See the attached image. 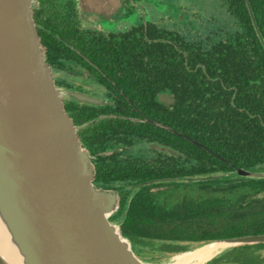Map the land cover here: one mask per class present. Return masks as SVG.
I'll use <instances>...</instances> for the list:
<instances>
[{"label":"trees","instance_id":"trees-1","mask_svg":"<svg viewBox=\"0 0 264 264\" xmlns=\"http://www.w3.org/2000/svg\"><path fill=\"white\" fill-rule=\"evenodd\" d=\"M217 2L227 8L236 24L226 38L212 41L201 52L206 56L205 67L194 70L193 62L187 65L183 58L162 61L154 45L144 52L149 56L146 65L160 71L164 79L182 76L185 86L144 80L142 61L124 64L126 84L119 94H128L148 116L175 132L149 121L119 117L108 120L112 128L89 126L91 137L93 133L101 136V145L115 136L117 142L129 146L137 141L162 146V150L148 146L137 154L126 151L129 158L122 167L121 162L95 167L99 179L114 177L123 182L122 206L110 220L120 224L135 252L147 261L158 262L161 255L181 253L223 237L264 233V177L234 173L235 166L264 172V46L246 0ZM250 3L264 37V0ZM39 31L46 60L53 68L89 66L83 58L87 49L83 40H65L69 34L64 31L57 35L43 28ZM93 59L103 67L108 56L101 47ZM161 90L175 95L174 105L156 100ZM123 109L128 115L137 114L125 98L111 111ZM71 116L77 125L92 117L86 112ZM207 176L211 177L202 178ZM208 264H264V242L234 246Z\"/></svg>","mask_w":264,"mask_h":264},{"label":"water","instance_id":"water-1","mask_svg":"<svg viewBox=\"0 0 264 264\" xmlns=\"http://www.w3.org/2000/svg\"><path fill=\"white\" fill-rule=\"evenodd\" d=\"M33 5L34 0H0V264H156L140 257L120 224L110 220L120 196L94 184L95 165L46 62ZM162 98L174 101L169 94ZM234 173L264 177L237 166ZM212 242L228 246L205 264L234 246L264 242V233Z\"/></svg>","mask_w":264,"mask_h":264},{"label":"flooded vegetation","instance_id":"flooded-vegetation-1","mask_svg":"<svg viewBox=\"0 0 264 264\" xmlns=\"http://www.w3.org/2000/svg\"><path fill=\"white\" fill-rule=\"evenodd\" d=\"M121 2L123 5L120 4V7H118V4ZM155 2V0H34L33 17L41 37V42L42 36L39 30L43 28L55 35L60 31L67 32L69 37L65 40L81 39L87 48L86 51H83V58L88 62L89 66L85 64H71V67L66 69H55L47 60L46 62L52 67L55 82L60 89L62 102L67 113L71 116L74 113L86 112L92 116L90 122H83L80 125H76L79 127L78 133L80 140L88 149L95 167L109 162L113 164L121 162L122 167V164L129 158L126 151L130 149L136 154L148 146L155 148L159 146L160 150H162V146L160 144L157 145L155 142L146 143L144 141H137L133 146H129L122 142H117L114 136L113 139L108 138L107 142L101 145L100 135L93 133L91 137L89 130L90 123L96 125L100 130H104L112 128L111 125L108 126V120H113L118 117L123 121L147 122L148 119L155 120L148 116L145 110L138 106L128 94L124 92H121L123 95L119 94L123 85L126 84L128 70L124 69V64L130 60L142 61L144 62L146 71V78L144 80L151 78L153 81H157L158 85L185 86V79L182 76L164 79L160 71L146 65L149 56H145L144 52L153 48L150 46L154 45L155 54L160 60H180L183 58L187 65L193 62L194 68L192 69L196 70L198 67H205V65L203 66V59L206 56L201 52L207 51V47L212 41L221 38V36L222 38H226L225 36L228 34H223L220 31L224 29L231 33V29L236 24L235 19H228V23L230 21L234 23L233 26L230 24L231 27L223 28L216 33H203V35L207 36L198 39L196 38L195 32L185 35L178 31V27L174 29L161 22V19H166V21L177 19L179 13L175 14L167 11L165 15L157 19V16L151 11V9H154ZM166 6L169 5L166 4ZM185 8L187 7L185 6ZM79 11L84 13L95 11L96 16L98 15L100 19H77ZM117 17L135 20L130 23H125V28L123 29L119 28L118 30L106 32L98 30V21L103 18L116 21L117 19L115 18ZM183 17L185 18L184 14L181 18ZM187 19H192L191 15ZM219 19L225 18L221 16ZM43 20L47 22V25L43 23ZM60 38L63 37L60 36ZM43 46L46 51L45 45ZM101 47L108 56V61L103 67L93 59V55ZM149 72L151 75H149ZM67 76H71L75 80L70 81ZM101 77L109 82V86L102 81ZM82 86L92 89L98 88L102 91V94L99 97L84 90ZM73 92L86 95L87 97L97 98L102 102L95 103L77 99V97L70 94ZM164 94H169L174 98V101L167 103L162 98ZM124 98L127 103L132 105V108L136 110L137 114L128 115L125 109L120 113L114 110L111 111L117 102L123 103ZM156 100L169 107L177 101L175 95L166 90L159 91L156 95ZM124 129L125 127L123 126L121 130ZM94 141H97V143H94ZM117 153L118 155H116ZM94 184L101 189L116 190L120 196L119 209L121 208L122 194L120 187L123 182L115 180L114 177L105 178L102 176V179H99L96 170Z\"/></svg>","mask_w":264,"mask_h":264},{"label":"rangeland","instance_id":"rangeland-1","mask_svg":"<svg viewBox=\"0 0 264 264\" xmlns=\"http://www.w3.org/2000/svg\"><path fill=\"white\" fill-rule=\"evenodd\" d=\"M155 1L156 2L154 5V9L151 8L150 9L151 11H153L152 13L157 16V19L162 15H165L167 11L175 14L179 13L177 19H173L171 21H166V19H161V22L167 24L169 27L174 29L175 27H178V31L184 33L185 35H187L188 33L195 32L197 36L196 38L198 39H202L207 36V35H203V33L206 34L211 32L216 33L217 31H220L223 28L231 27L230 24L232 26L234 25L232 21L228 23V19H230V16L227 12L229 11L226 8L223 9L220 6V4L217 2V0H165V1L155 0ZM120 4L123 5L121 2L118 4V7H120ZM166 4L169 6H166ZM185 6L187 8H185ZM225 9L227 15L225 13ZM95 13H96L95 11L90 13H86V12L84 13L82 11H79V14L77 15L78 16L77 19H100V17L98 15L96 16ZM183 14L185 18L184 17L181 18ZM189 15H191L192 19H187ZM221 15L225 16L227 19H219ZM115 19L117 20L112 21L109 20L108 18L101 19L100 21H98L99 23L98 30L106 32L111 30H118L119 28L123 29L125 28V23H130L135 20V19H122L121 17H117ZM220 32L223 34H230L229 31H226L224 29ZM67 78L70 81L75 80L71 76H67ZM82 88L84 90L89 91V93H92L99 97L102 94V91H100L98 88L92 89V88H87L85 86H82ZM196 247L198 246H191V249L189 250H193ZM181 253L161 255L160 261H158V263L162 261L165 262L168 260H172L176 255ZM174 260L178 261V259H174Z\"/></svg>","mask_w":264,"mask_h":264},{"label":"bare ground","instance_id":"bare-ground-1","mask_svg":"<svg viewBox=\"0 0 264 264\" xmlns=\"http://www.w3.org/2000/svg\"><path fill=\"white\" fill-rule=\"evenodd\" d=\"M227 246L228 245L223 242H209L200 245L193 250L182 252L181 254L176 255L172 260L165 262L162 261L156 264H205L208 259L226 249ZM5 255L11 261L16 260L15 257L10 255L9 251H6ZM174 259H178V261H175Z\"/></svg>","mask_w":264,"mask_h":264}]
</instances>
